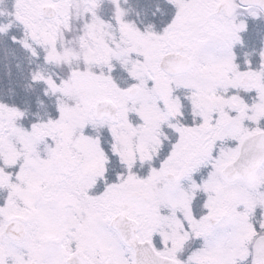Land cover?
<instances>
[{
    "label": "snow or ice",
    "instance_id": "snow-or-ice-1",
    "mask_svg": "<svg viewBox=\"0 0 264 264\" xmlns=\"http://www.w3.org/2000/svg\"><path fill=\"white\" fill-rule=\"evenodd\" d=\"M0 264H264V0L0 10Z\"/></svg>",
    "mask_w": 264,
    "mask_h": 264
},
{
    "label": "rangeland",
    "instance_id": "rangeland-1",
    "mask_svg": "<svg viewBox=\"0 0 264 264\" xmlns=\"http://www.w3.org/2000/svg\"><path fill=\"white\" fill-rule=\"evenodd\" d=\"M0 7H2V10L9 11L12 8V0H0Z\"/></svg>",
    "mask_w": 264,
    "mask_h": 264
}]
</instances>
